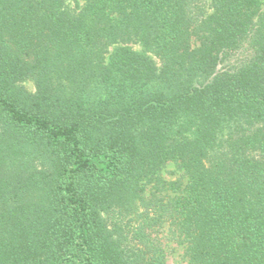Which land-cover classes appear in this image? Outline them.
<instances>
[{"label":"trees","instance_id":"1","mask_svg":"<svg viewBox=\"0 0 264 264\" xmlns=\"http://www.w3.org/2000/svg\"><path fill=\"white\" fill-rule=\"evenodd\" d=\"M70 1L0 0V264H264L263 0Z\"/></svg>","mask_w":264,"mask_h":264},{"label":"rangeland","instance_id":"2","mask_svg":"<svg viewBox=\"0 0 264 264\" xmlns=\"http://www.w3.org/2000/svg\"><path fill=\"white\" fill-rule=\"evenodd\" d=\"M70 3L73 5L74 1H70ZM263 9H264V0H263ZM31 87V85H29ZM175 170V167L173 164H169L164 170H163V176L168 181L175 180L177 178V174L173 173ZM166 251H167V264H190L188 260L184 257V250L182 246H179L175 243L169 242L166 245Z\"/></svg>","mask_w":264,"mask_h":264}]
</instances>
